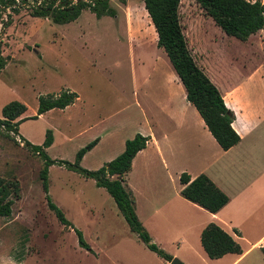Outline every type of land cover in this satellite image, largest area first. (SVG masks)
<instances>
[{
	"label": "rangeland",
	"instance_id": "1",
	"mask_svg": "<svg viewBox=\"0 0 264 264\" xmlns=\"http://www.w3.org/2000/svg\"><path fill=\"white\" fill-rule=\"evenodd\" d=\"M143 2L111 0L117 10L115 17L97 18L87 9L66 24L33 17L28 8L20 13L7 10L0 22V44L8 59L0 72V117L4 105L13 100L27 105L28 116L23 117L37 115L41 95L73 89L83 103L94 105L84 112L110 114L114 134H129L130 127L142 118L134 91L140 86L144 69L149 71V63L158 52L169 61L164 50L156 52L153 46L138 51L134 62L126 40H118L119 34L125 38L124 14L139 11ZM180 12L186 35L195 38L202 53L221 70L222 89L227 80H236L250 68L243 69L248 64V47L224 33L194 0H182ZM9 14L12 22L6 24ZM140 55L148 59L145 66L138 63ZM154 88L147 85L143 91ZM63 118L59 109H53L24 121L20 133L32 143L42 144L47 129H52L55 140L48 154L74 162L78 150L92 139L90 120L76 117L68 123ZM69 129L74 136H69ZM10 135L0 130V176L19 180L20 197L15 199L10 217L0 216V264H167L130 231L115 200L94 179L55 164L49 171V193L74 227L83 232L91 250L81 247L75 230L64 226L48 206L40 178L43 160L25 147L19 136ZM94 158L90 154L82 166L92 169ZM156 230L160 239L154 242L173 256L177 239L168 237L172 227L162 222ZM185 251L182 244L175 257L184 262Z\"/></svg>",
	"mask_w": 264,
	"mask_h": 264
},
{
	"label": "crops",
	"instance_id": "2",
	"mask_svg": "<svg viewBox=\"0 0 264 264\" xmlns=\"http://www.w3.org/2000/svg\"><path fill=\"white\" fill-rule=\"evenodd\" d=\"M139 8V11H126L125 38L120 34L118 37L123 43L126 40L134 62L137 52L142 49L155 46L156 52L164 50L158 46V34L144 2ZM138 18L142 22L134 23ZM120 24L124 25L123 21ZM120 24L116 25V30ZM187 37L196 62L216 84L227 107L235 114L232 125L241 140L232 148L224 150L220 146L200 112L188 101L186 89L168 56L167 63L159 52L153 55L149 71L144 69L140 86L134 91L142 118L130 127L129 134H114L109 124L111 115H91L88 110L93 109V103H83L78 92L74 104L56 109L68 123L76 121V117L89 118L88 127L93 136L88 143L98 141L85 154L82 163L85 164L90 154L94 155L92 169L119 156L125 150L126 141L137 133L149 137L147 147L135 156L132 169L125 178L134 193L138 217L153 241L160 239L156 234L160 223L172 227L173 232L168 230V237L177 239L173 257L184 244L186 255L181 259L187 264H264V32L242 41L249 49L248 64L243 69L250 68L236 80H227L223 89L220 86L223 84L221 70L202 53L195 38ZM147 60L144 56L138 57L140 66H145ZM147 85L155 87L154 91L144 92ZM86 107L88 110L84 112ZM67 133L71 137L75 134L71 129ZM182 173L189 174L192 179L206 174L230 197L229 202L213 213L188 200L182 195ZM211 222L232 235L241 245L242 253L210 258L202 245L201 234ZM167 264L171 262L167 261Z\"/></svg>",
	"mask_w": 264,
	"mask_h": 264
},
{
	"label": "trees",
	"instance_id": "3",
	"mask_svg": "<svg viewBox=\"0 0 264 264\" xmlns=\"http://www.w3.org/2000/svg\"><path fill=\"white\" fill-rule=\"evenodd\" d=\"M145 8L156 28L158 46L166 52L187 93V99L200 112L209 130L224 150L238 144L241 136L233 127L234 112L227 107L225 100L203 68L196 62L190 49L189 39L182 23L180 7L182 0H143ZM205 14L228 36L247 41L251 35L264 32V0H194ZM28 8L33 17L50 18L55 23L66 24L77 20L84 10H90L97 18L115 17L117 10L111 0H0V22L7 10L20 13ZM6 24L12 22L9 14ZM8 63L0 44V72ZM79 95L76 91L65 89L59 93H48L39 97L37 115L23 117L28 110L20 100H13L2 109L0 130L5 129L9 136H19L24 146L38 155L44 162L40 171L43 190L49 208L59 221L75 230L79 245L91 250L81 230L74 227L61 208L53 202L49 193V171L52 165L64 166L78 172L86 178L94 179L98 187L104 188L115 200L120 212L127 221L130 230L138 235L144 244L160 257L171 262L174 258L166 253L154 241L136 212V199L125 176L132 169L135 156L147 147L149 137L137 133L126 141L125 150L116 158L106 162L98 169L82 166V159L97 143V139L78 150L74 162L64 159H53L47 149L55 140L52 129H47L42 144H34L20 133V125L28 119L39 118L52 109H65L76 102ZM180 180L184 184L182 195L188 200L216 213L230 200L206 174L192 179L182 173ZM20 197V182L16 178L0 176V216L10 217L13 213L15 199ZM202 245L212 259L220 258L227 253H242L241 245L215 222L209 223L201 234ZM181 264H186L182 262Z\"/></svg>",
	"mask_w": 264,
	"mask_h": 264
},
{
	"label": "water",
	"instance_id": "4",
	"mask_svg": "<svg viewBox=\"0 0 264 264\" xmlns=\"http://www.w3.org/2000/svg\"><path fill=\"white\" fill-rule=\"evenodd\" d=\"M181 263H182V261L177 257L173 258L171 261V264H181Z\"/></svg>",
	"mask_w": 264,
	"mask_h": 264
}]
</instances>
